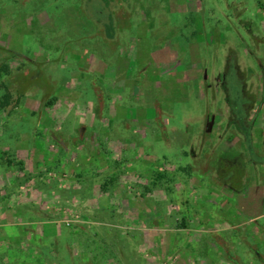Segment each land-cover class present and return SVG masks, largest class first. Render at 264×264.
Here are the masks:
<instances>
[{
  "label": "rangeland",
  "instance_id": "obj_1",
  "mask_svg": "<svg viewBox=\"0 0 264 264\" xmlns=\"http://www.w3.org/2000/svg\"><path fill=\"white\" fill-rule=\"evenodd\" d=\"M0 264H264V0H0Z\"/></svg>",
  "mask_w": 264,
  "mask_h": 264
},
{
  "label": "trees",
  "instance_id": "obj_2",
  "mask_svg": "<svg viewBox=\"0 0 264 264\" xmlns=\"http://www.w3.org/2000/svg\"><path fill=\"white\" fill-rule=\"evenodd\" d=\"M229 68V67H228Z\"/></svg>",
  "mask_w": 264,
  "mask_h": 264
}]
</instances>
